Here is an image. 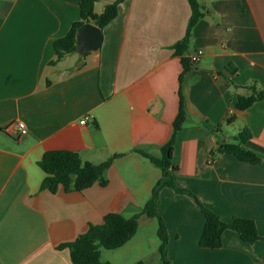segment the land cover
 <instances>
[{"label":"crops","instance_id":"1","mask_svg":"<svg viewBox=\"0 0 264 264\" xmlns=\"http://www.w3.org/2000/svg\"><path fill=\"white\" fill-rule=\"evenodd\" d=\"M80 1L0 0V264H72L60 245L109 213H141L162 173L134 150L161 156L181 90L188 121L172 158L177 184L227 223L253 220L261 238L249 244L228 230L222 248H201L199 204L166 188L158 212L168 258L171 264H264V100L236 110L250 88L264 91V0H197L203 17L184 57L203 55L184 75L174 46L188 30V0H124L102 30L98 51L51 65L54 43L80 19ZM112 2H99L96 13ZM18 122L27 134L5 132ZM246 129L251 139L244 148L259 164L218 151ZM49 151L75 152L96 165L123 156L107 172L106 187L52 194L41 190L46 175L39 167ZM154 220L140 216L135 237L105 262L145 264L147 255L137 248L146 233L159 240ZM159 245L150 251L152 264H161Z\"/></svg>","mask_w":264,"mask_h":264},{"label":"trees","instance_id":"2","mask_svg":"<svg viewBox=\"0 0 264 264\" xmlns=\"http://www.w3.org/2000/svg\"><path fill=\"white\" fill-rule=\"evenodd\" d=\"M101 1L103 0L80 1V19L72 24L70 31L65 37L54 43L56 61L51 63V65L57 64L70 54L77 53V32L84 24L91 23L103 30L117 17L119 5L124 2V0H113L112 3L106 5L103 11L98 14L96 13V5ZM188 1L192 9L188 30L185 38L174 46L176 55L181 57L183 63V75L192 70L193 64L184 55L188 51L192 29L203 17L197 0ZM250 91L249 95L238 97L236 110L245 111L255 103L264 100L263 90L254 86L250 88ZM187 121L185 99L181 90L180 108L177 119L174 122L173 135L161 148V156L156 157L138 149L134 150V152L139 153L152 166L159 168L162 173L142 212L133 217H126L120 213H109L104 217L102 224H91L87 232L80 235L75 241L60 245L59 250L69 251L72 264H109L102 259L103 251L117 250L131 241L139 230V218L142 215L157 220L158 237L160 240L158 252L161 264H171L168 258L169 237L167 227L158 212L160 195L166 188L172 189L177 194L191 196L199 204L205 218L204 229L199 241L201 248L210 250L222 248L223 235L228 230L237 233L243 242L249 244H254L260 240L261 237L253 220L235 218L232 222L227 223L204 207L189 190L177 184L176 180L179 169L173 164L172 158L177 135L185 128ZM228 123H231L230 120H228ZM214 132H221L220 126ZM250 139L251 134L249 130H243L236 137L234 143H221L218 151L223 154L233 155L244 163L259 164V157L254 152L244 148V145ZM122 156V154H116L107 161L96 165L83 161L80 155L75 152H46L39 162V167L46 175L42 182L41 190L57 194L61 189L66 193L83 192L95 184L106 187L108 185L107 172L116 160Z\"/></svg>","mask_w":264,"mask_h":264},{"label":"water","instance_id":"3","mask_svg":"<svg viewBox=\"0 0 264 264\" xmlns=\"http://www.w3.org/2000/svg\"><path fill=\"white\" fill-rule=\"evenodd\" d=\"M103 43V32L99 27L86 23L77 32V53L86 55L98 51Z\"/></svg>","mask_w":264,"mask_h":264},{"label":"rangeland","instance_id":"4","mask_svg":"<svg viewBox=\"0 0 264 264\" xmlns=\"http://www.w3.org/2000/svg\"><path fill=\"white\" fill-rule=\"evenodd\" d=\"M234 133V131L232 130L229 134ZM156 226H157V222L156 220H154ZM146 238L143 239V243L142 245H139L141 247V249L139 250L137 248L138 254H143L144 256L147 255L146 259H144L145 261H143L145 264H152L154 262V256H152L151 254V250L154 247V243L159 242L160 244V240H157L158 238L154 235V238H151V233H146L145 234ZM142 248L144 250V252H142ZM117 253V252H111L108 250H104L102 253V259L103 261H107V260H111L112 256ZM116 255V254H115ZM117 264V263H115Z\"/></svg>","mask_w":264,"mask_h":264},{"label":"built area","instance_id":"5","mask_svg":"<svg viewBox=\"0 0 264 264\" xmlns=\"http://www.w3.org/2000/svg\"><path fill=\"white\" fill-rule=\"evenodd\" d=\"M202 55H203V51L199 50L195 54L191 55L189 59L191 63L195 65L200 61ZM86 120L87 119H84L83 121H81V124L84 125L86 123ZM5 132L15 138H19L22 135L27 134V128L23 122H18V123H14L10 125L9 127H7L5 129Z\"/></svg>","mask_w":264,"mask_h":264}]
</instances>
